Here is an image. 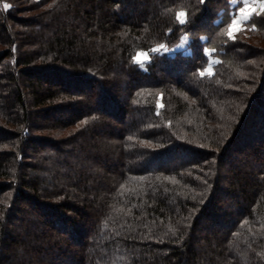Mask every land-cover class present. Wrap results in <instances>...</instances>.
Returning <instances> with one entry per match:
<instances>
[{"label": "trees", "instance_id": "trees-1", "mask_svg": "<svg viewBox=\"0 0 264 264\" xmlns=\"http://www.w3.org/2000/svg\"><path fill=\"white\" fill-rule=\"evenodd\" d=\"M231 1L0 0V264H264V14L232 39Z\"/></svg>", "mask_w": 264, "mask_h": 264}, {"label": "rangeland", "instance_id": "rangeland-1", "mask_svg": "<svg viewBox=\"0 0 264 264\" xmlns=\"http://www.w3.org/2000/svg\"><path fill=\"white\" fill-rule=\"evenodd\" d=\"M249 5H251L255 9H257V11H255L251 16H245L242 13H240V9L241 8L247 9V7ZM261 5H264V0H232L231 1V6L234 9L232 14H236L234 19L241 20L242 21V25H243V29H244V25L250 20V18L252 16L264 14V9H261ZM183 18L184 17H182V19ZM230 26L227 29V34H228ZM239 33H237V34H239ZM189 41H190L189 36H184L182 38V40L180 41V43L177 44L176 46H174L173 48H167L166 46H160V47L155 48L153 50V52L166 53V54H169V55H175L178 52H181V53H184V54H190L191 50L188 47ZM165 49H167V50L165 51ZM139 53H144L145 54V59L143 61V64L141 65V63H139L142 67H144L150 60L151 52L142 51V52H139ZM206 53H207V55L209 57V64L207 66L206 73L212 74L213 73V67H214V65L216 63L219 62V59L216 56L213 55L214 54V50L207 49ZM209 68H211V72H209Z\"/></svg>", "mask_w": 264, "mask_h": 264}, {"label": "snow or ice", "instance_id": "snow-or-ice-1", "mask_svg": "<svg viewBox=\"0 0 264 264\" xmlns=\"http://www.w3.org/2000/svg\"><path fill=\"white\" fill-rule=\"evenodd\" d=\"M5 7H7V5ZM261 9H264V5H261ZM255 11H257V9H255L251 5H249L247 7V9H245V8H241L240 9V13H242L245 16H251ZM180 17H186V13H183V12L179 13L178 14V18H180ZM180 23L181 24H184V23H186V20L185 19H181L180 20ZM242 30H244L243 29V25H242V21L239 20V19H234L232 21V24H231L230 28H229L228 36L230 38L234 39L235 38V35L237 33H239L240 31H242ZM166 50L167 49H165V51ZM135 59H136V61L138 63H141V65H142L143 64V61L145 59V54L144 53H138ZM209 72H211V68H209ZM200 75L203 76L204 75V72L201 71ZM160 106L163 107V105H160Z\"/></svg>", "mask_w": 264, "mask_h": 264}]
</instances>
